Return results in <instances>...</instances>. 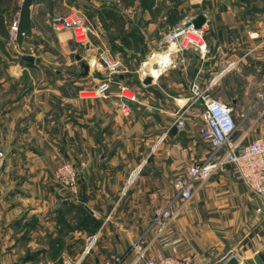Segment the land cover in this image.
Segmentation results:
<instances>
[{"label":"crops","instance_id":"obj_1","mask_svg":"<svg viewBox=\"0 0 264 264\" xmlns=\"http://www.w3.org/2000/svg\"><path fill=\"white\" fill-rule=\"evenodd\" d=\"M199 14L206 19V51L188 52L184 66L161 67L168 54L158 41ZM141 22L158 30L147 42L153 62L126 67L116 78L135 92L134 99L119 96L118 82L109 97L81 96L101 75L84 67L95 54L71 57L66 49L61 60L47 52L50 59L26 50L24 39L20 53L34 56L27 62L0 49V62H6L0 64V146L7 154L0 179V264H64L69 234L81 233L70 220L81 204L92 215H108L106 247L123 264L133 263L130 247L143 235L156 251L153 209L178 207L175 179L186 178L210 152L200 136L204 105L194 102L193 85L211 95L229 92L231 104L241 109L264 104V0H156ZM148 76L152 82L145 84ZM181 113L184 126L174 129ZM248 136L245 131L239 140ZM65 160L78 167L77 195L55 179ZM191 205L175 223L184 237L180 255L205 264H250L264 249V198L232 166L194 182ZM65 224L72 225L66 235Z\"/></svg>","mask_w":264,"mask_h":264},{"label":"built area","instance_id":"obj_2","mask_svg":"<svg viewBox=\"0 0 264 264\" xmlns=\"http://www.w3.org/2000/svg\"><path fill=\"white\" fill-rule=\"evenodd\" d=\"M52 23L59 30H67L77 44L90 48V29L85 17L78 12L65 15H54ZM190 23V22H189ZM182 23L170 28L159 41V46L167 51L168 58L160 63L161 67L178 68L186 64V54L197 50L205 52L207 44L205 29L194 27L193 24ZM25 35L20 29L19 18L16 17L10 29L11 42L15 45L18 36ZM174 49V50H173ZM15 55L21 53L14 50ZM178 52L177 56L173 55ZM91 68L99 71L101 76L92 88H84L81 96L86 98L109 97L112 85L118 82L119 96L134 99L135 92L126 84L115 79L124 67L121 61L114 60L109 54H101L99 58L91 61ZM146 75V71L141 72ZM192 91L195 94L194 102L199 98L204 105L205 123L200 128V136L210 145L209 155L202 162L193 164L188 171V176L178 177L174 181L176 196L180 205L174 207L173 203L166 206L158 205L153 209L150 231L153 233V242L159 249L152 251V242H147L143 235L136 239L130 249L136 256L132 264H205L195 261L189 255L179 254V245L184 237L176 231L177 218L192 211L191 201L194 195V182H205L217 171H224L232 166L233 173L241 179L255 194L264 198V136L252 141L234 139L238 128L233 106L207 90H200L194 84ZM126 113V105H121ZM183 113L176 119V126H184ZM7 154L0 146V179L5 167ZM77 167L70 161L60 164L55 170V179L63 187L68 188L74 195L78 194ZM127 187L123 191L126 194ZM261 211V209H259ZM96 236L88 238V243L80 257H64V264H84L85 257L90 253ZM96 264H123L122 258L104 259Z\"/></svg>","mask_w":264,"mask_h":264},{"label":"rangeland","instance_id":"obj_3","mask_svg":"<svg viewBox=\"0 0 264 264\" xmlns=\"http://www.w3.org/2000/svg\"><path fill=\"white\" fill-rule=\"evenodd\" d=\"M24 1H0V49L2 51L7 50L11 54L12 50H16L20 53L23 50L21 44L25 39L26 50H33L34 53L44 54L50 52L55 54V58L57 56L60 60L63 59L62 51L66 49L71 57L74 54L82 57L95 54L99 58L101 54L107 53L114 60L122 62L124 67L121 72L126 67L138 70L143 64L153 62L151 56L152 48L148 46L147 42L152 41V38L158 35V30L157 28H154V30L146 29V26L141 22L145 9L139 0H129L131 2L129 5L124 0H31L32 4L29 9V17L27 22H25L27 24L23 25L25 27L23 31L26 34H20L14 45L11 42L10 29L16 17L19 18L20 23ZM152 9L149 11L152 12ZM109 11L116 12L124 21V25L121 26L120 21L117 23L114 22L108 15ZM71 12L81 13L85 17L90 29V47L93 51H89V48L82 44H77L72 39L69 31L59 30L53 25L52 17L54 15H65ZM164 14L167 13L165 12ZM22 24L20 23L21 26ZM146 39L147 41H145ZM159 41L157 43L158 46ZM50 56L48 55V58L51 59ZM16 57L17 61H21L20 56L16 55ZM82 60L86 61L83 58ZM0 64L5 65L6 62L3 61ZM96 72L99 73V71ZM133 73L135 75L138 74L135 71ZM117 75H115V79ZM131 82L132 84H136L135 78ZM214 96L231 104L229 92L225 93V91H222L221 93H214ZM232 106L238 123V128L234 133V139L239 140V136L245 131H250V136L244 140L246 143L264 136V113L261 115L257 113L258 109L262 110L264 108L263 103L256 105L249 104L243 109H241L240 105H236V107L234 105ZM248 107L253 108L252 112H247ZM65 161H70L77 167L73 161ZM74 211L77 217L73 216V219L70 220L71 222L74 221L73 226L75 230L79 229L81 233L78 234L75 231V234H69V242L65 244L66 247L63 249L64 255L74 258L82 256L88 243V238L95 235L96 240L90 253L86 255L84 264H95L103 259L114 258V251L110 247H106V240L112 233L110 232L111 224L107 222L108 215L101 216L96 213L92 215L86 210L83 204L79 205V209H74ZM71 227V224L61 226L63 232L65 231L64 235L70 231L69 228Z\"/></svg>","mask_w":264,"mask_h":264},{"label":"water","instance_id":"obj_4","mask_svg":"<svg viewBox=\"0 0 264 264\" xmlns=\"http://www.w3.org/2000/svg\"><path fill=\"white\" fill-rule=\"evenodd\" d=\"M206 19L205 16L203 14H199L195 19H193L191 21V23L189 24H193L194 27L196 28H201L203 26V24L205 23ZM20 57L27 61V62H33L34 61V56L33 55H29V54H20ZM85 70L88 71L89 69V65L85 64L84 65ZM145 84H149L152 82V77L148 76L144 79L143 81ZM197 101L199 103H202L203 101L201 99H197ZM174 129L177 128V126L174 125L173 127ZM250 264H264V249L259 251L258 253H256L251 259H250Z\"/></svg>","mask_w":264,"mask_h":264},{"label":"trees","instance_id":"obj_5","mask_svg":"<svg viewBox=\"0 0 264 264\" xmlns=\"http://www.w3.org/2000/svg\"><path fill=\"white\" fill-rule=\"evenodd\" d=\"M0 1H3V0H0ZM125 1V3L127 4V5H129L131 2L129 1V0H124ZM141 3H142V7L145 9V10H150V9H152L153 8V6L155 5V1L156 0H139ZM32 3H31V0H25L24 1V3H23V9H22V16H21V20H20V23H23L22 24V26L20 25V29H21V31H23V30H25L24 28V26L23 25H25V24H27V23H25V22H27V20H28V17H29V9H30V5H31ZM108 15H109V17L114 21V22H119L120 21V23H121V26H123L124 25V21L122 20V18L121 17H119L117 14H116V12H114V11H109L108 12ZM85 221H87V220H85ZM91 222H92V220H91ZM88 223V222H87ZM96 223V222H95ZM94 223V224H95Z\"/></svg>","mask_w":264,"mask_h":264},{"label":"bare ground","instance_id":"obj_6","mask_svg":"<svg viewBox=\"0 0 264 264\" xmlns=\"http://www.w3.org/2000/svg\"><path fill=\"white\" fill-rule=\"evenodd\" d=\"M157 72H159L158 70H156Z\"/></svg>","mask_w":264,"mask_h":264}]
</instances>
